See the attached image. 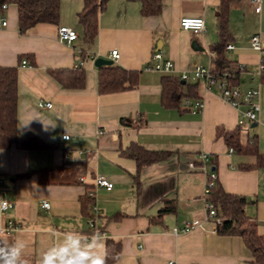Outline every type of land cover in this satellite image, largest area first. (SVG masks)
<instances>
[{"label":"crops","instance_id":"crops-1","mask_svg":"<svg viewBox=\"0 0 264 264\" xmlns=\"http://www.w3.org/2000/svg\"><path fill=\"white\" fill-rule=\"evenodd\" d=\"M161 2L159 14L143 16L137 0H108L91 43L84 40L77 19L83 0H60L56 23H37L24 33L19 32L17 5L7 4L3 10L7 25L0 23V66L17 68L16 132L21 137L34 134L44 143L33 149L14 144L0 148V198L11 204L2 217L20 227L12 234H0V248L22 244L23 264H41L47 255L55 264H62V256L74 258L76 264H92L96 257L106 255L108 240L120 245L113 264H166L169 260L175 264H247L250 256L243 239L219 234L216 222L205 219L206 172L200 158L204 153L209 158L207 170L216 173L223 189L247 198L245 213L264 237V168L243 169L241 165L253 163L254 158L230 151L217 133L219 127H238L247 103L242 100L233 106L216 89L196 79L182 82L196 83L197 97L185 96L174 106L162 102L164 76L179 77L195 65L214 68L221 0ZM182 17H202L204 31L182 30ZM226 20L229 40L223 68L235 79L233 86L259 91L258 120L240 125L241 138L245 141L255 135L264 153L261 56L250 46L255 34L264 46V0L259 13L249 0H231ZM60 26L74 29L78 39L71 44L60 41ZM227 44L233 48L227 49ZM112 50L119 51L117 60L111 58ZM154 50L161 52L162 62L173 63L171 71L152 68ZM96 58L138 70L137 85L99 92ZM22 60L27 61L25 66ZM77 64L85 70L82 89L64 88L48 72ZM106 65L111 64L101 66ZM39 102L52 106L41 108ZM64 134L69 138L63 139ZM131 144L168 155L138 168L124 154ZM99 175L113 183L110 190L95 185ZM42 200L49 202L48 209L41 206ZM91 205L98 209L94 237L88 224ZM164 207L171 210L160 215ZM186 222L200 226L183 232Z\"/></svg>","mask_w":264,"mask_h":264},{"label":"trees","instance_id":"trees-1","mask_svg":"<svg viewBox=\"0 0 264 264\" xmlns=\"http://www.w3.org/2000/svg\"><path fill=\"white\" fill-rule=\"evenodd\" d=\"M141 3L143 16L157 15L162 8L161 0H137ZM231 0H221L222 12L218 19L219 41L214 45L217 57L214 59V70L224 71V48L229 40L226 11ZM108 0H83V6L77 13V19L82 26L83 38L86 42H93L98 33V16L107 5ZM16 4L18 8V28L24 33L37 23H56L59 17L60 0H0L2 5ZM33 63V62H32ZM264 64V55H263ZM49 74L64 88L82 89L85 86V70L81 65L72 68L49 69ZM264 83V71L260 73ZM139 71L127 70L117 65L99 67L98 87L101 93H110L134 88L138 83ZM231 85L235 79L230 77ZM196 83H183L180 77L164 76L162 78V102L167 106L178 105L185 96L196 95ZM187 87V93L184 92ZM17 99L18 79L17 68L14 66H0V148H7L14 144L17 148L33 149L44 145L34 134L18 136L17 127ZM217 133L223 137L227 146L233 152L250 155L253 163L242 164L243 169L254 167L264 168V153L260 152L256 136H249L242 141V127L226 130L219 127ZM124 154L135 160L137 167L150 164L167 157V152L147 150L137 144H131L124 150ZM208 199L214 204L219 217L222 219L216 227L219 234L240 236L245 244L250 260L247 264H264V237L258 233L255 222L245 213L248 200L243 195L226 192L218 181L210 189ZM88 200V199H87ZM90 201V200H88ZM170 207L161 208L159 214L170 211ZM120 245L107 241L105 264H113L119 256Z\"/></svg>","mask_w":264,"mask_h":264},{"label":"built area","instance_id":"built-area-1","mask_svg":"<svg viewBox=\"0 0 264 264\" xmlns=\"http://www.w3.org/2000/svg\"><path fill=\"white\" fill-rule=\"evenodd\" d=\"M250 5L253 7L254 11L259 13L261 11V3L262 0H249ZM2 11H0V23L2 26L7 25V21L5 16L3 15V10L7 8V3L2 5ZM180 27L182 30L191 31L195 34H198L204 31L205 23L202 17H182L180 19ZM57 36L60 41L65 42L67 44H71L74 40L78 39V33L68 27V26H60L57 29ZM250 46L253 50L257 51L260 54V62H259V73L264 71L263 64V55H264V46L262 45V41L259 34H255L251 37ZM227 49H232V44H227ZM111 58L113 60H117L120 56L118 50L111 51ZM152 58L156 61L154 66L152 67L155 70L159 71H171L173 69V63L169 60L162 62V55L160 51L154 50L152 53ZM27 64L26 60H22V65L25 66ZM180 79L183 81H189L190 79H196L204 82L205 86L208 89H216L221 98L228 102L233 106H238L240 102L243 100L247 103L248 108L241 112V119L239 120V126L245 125V122H256L258 120L259 112H260V104L257 100L259 91L256 88H249L246 91H242L240 88L233 86L230 84L229 80L231 77L230 71L224 69L221 73L216 72L210 65H195L193 69L187 72H183L180 76ZM39 107L41 108H51L52 104L50 102H39ZM197 105L199 107L202 106L201 102H198ZM63 139H68L69 136L64 134L62 136ZM232 151V149H229ZM202 166L201 169L206 172V178L204 182L203 188V204L205 210V219L213 220L217 225H220L222 219L219 217L217 210L214 204L208 199L210 189L214 186L215 181L217 179L216 173L212 170H207V161L209 160L208 154L204 153L201 155ZM189 167L194 168L195 165L193 162L189 163ZM95 185L98 187H105L110 190L113 187V183L109 181L104 176H96ZM11 206V204L3 198H0V234H12L19 230V224L13 219H3L2 215L5 211ZM41 206L44 209L49 208V202L46 200L41 201ZM91 217L88 220V224L91 228L94 229L95 233L93 237L96 235L97 229V218H98V209L95 205H91L90 207ZM196 226H200L197 222H186L181 231L186 232L190 229H193ZM173 232L175 234L178 233V229L174 228ZM166 264H175L174 260H169Z\"/></svg>","mask_w":264,"mask_h":264},{"label":"clouds","instance_id":"clouds-1","mask_svg":"<svg viewBox=\"0 0 264 264\" xmlns=\"http://www.w3.org/2000/svg\"><path fill=\"white\" fill-rule=\"evenodd\" d=\"M23 245L12 246L10 248H0V264H23V261H20V250ZM66 249H63L62 252H66ZM84 255V254H81ZM62 264H76L74 258H69L67 260L61 257ZM41 264H55L54 259L51 255L45 256V258L41 261ZM92 264H105V257H96Z\"/></svg>","mask_w":264,"mask_h":264},{"label":"water","instance_id":"water-1","mask_svg":"<svg viewBox=\"0 0 264 264\" xmlns=\"http://www.w3.org/2000/svg\"><path fill=\"white\" fill-rule=\"evenodd\" d=\"M112 62H113L112 60H106L103 58H96L94 64L96 66H101V65H105V64H112ZM255 125H256V123L252 124V126H255Z\"/></svg>","mask_w":264,"mask_h":264}]
</instances>
